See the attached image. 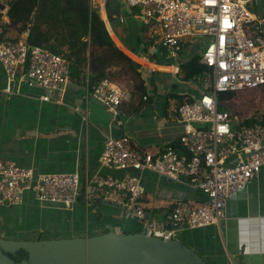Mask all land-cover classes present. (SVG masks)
I'll return each instance as SVG.
<instances>
[{
	"label": "built area",
	"instance_id": "built-area-1",
	"mask_svg": "<svg viewBox=\"0 0 264 264\" xmlns=\"http://www.w3.org/2000/svg\"><path fill=\"white\" fill-rule=\"evenodd\" d=\"M101 1V0H99ZM131 18L151 30L155 40L133 61L142 67L157 56L166 65L182 54L193 37H204L199 56L201 71L190 82L196 87L192 102L180 105L177 121L182 133L176 143L153 154L137 152L127 137L107 138L99 157L101 168L121 173L119 177H80L79 174L34 175L11 160L0 159V208L22 203L26 193L54 208L71 210L79 203L89 207L109 204L119 208L128 232L159 239H177L181 231L220 226L230 195L244 190L264 167V124L236 126L231 114L220 108L217 95L264 88V15L248 10L250 0H120ZM105 12L104 3L97 6ZM100 7V9H99ZM120 23H125L122 16ZM102 18V17H101ZM0 18V65L6 78V93L20 69L29 85L43 93L39 100L60 105L68 83L67 62L60 56L28 43L29 29L16 39H4ZM158 46H161L160 48ZM160 65V64H159ZM176 74L178 68L176 66ZM91 97L112 115H121L130 103L131 91L110 79L100 81ZM145 99V98H144ZM142 173L186 183L204 196L195 203L176 201L168 221L151 218L141 202L145 189ZM151 212V210H149Z\"/></svg>",
	"mask_w": 264,
	"mask_h": 264
},
{
	"label": "crops",
	"instance_id": "crops-1",
	"mask_svg": "<svg viewBox=\"0 0 264 264\" xmlns=\"http://www.w3.org/2000/svg\"><path fill=\"white\" fill-rule=\"evenodd\" d=\"M0 1L3 38L11 40L31 27L32 20L38 12L47 9L50 0H42L37 8L38 0ZM252 1L258 6L259 15H264V0ZM119 8L125 21L136 22L127 8L122 4ZM119 20L117 17L112 24L127 25ZM109 27L115 45L132 60L138 56V51L132 53L126 47L127 41L119 30L113 31L110 24ZM131 29L144 38L145 31H140L139 25L131 24ZM202 49L190 47L171 65L143 62L144 96L134 93L131 78L120 76L117 73L120 68L112 66L107 72L109 79L134 94L130 103L122 105L121 115L111 122L91 120L88 105L93 98L83 86L68 84L60 105L41 102L39 97L43 92L29 85L24 68L19 70L11 92L6 93V78L0 65V159L32 169L35 176L76 173L82 178L119 177L121 173L99 165L106 139L127 137L135 151L153 154L176 143L182 126L174 116L173 97L191 98L197 92L190 80L179 79L176 66L179 71L181 64L201 54ZM140 176L145 189L141 202L157 220L168 221L176 201H204V196L186 183L151 173ZM57 212L63 214L62 220ZM224 213L225 220L220 226L186 231L185 244L207 264H264V167L244 190L231 196ZM124 221L121 210L113 205L100 203L89 207L79 202L73 209L63 210L41 205L31 193H26L21 204L0 208V237L9 240L90 237L101 234L107 227L118 232L123 229ZM44 233L52 236H43Z\"/></svg>",
	"mask_w": 264,
	"mask_h": 264
},
{
	"label": "trees",
	"instance_id": "trees-1",
	"mask_svg": "<svg viewBox=\"0 0 264 264\" xmlns=\"http://www.w3.org/2000/svg\"><path fill=\"white\" fill-rule=\"evenodd\" d=\"M117 1L121 4L120 0ZM41 2L42 0L36 1L39 5ZM116 18L108 17L107 20L111 25ZM146 30L148 31L147 27L140 25V31L146 32ZM29 35V45L46 49L67 62L69 84L83 86L89 91L93 90L100 81L109 79L107 72L113 66L120 68V76L131 78L134 93L144 96L146 88L142 78L145 68L115 45L97 7L91 5V0H50L47 9L38 12L32 20ZM152 40L146 38L143 43L139 41L137 45L134 44L135 47L127 42L125 44L132 53L139 50L143 52V48L150 45ZM141 44L143 46H140ZM182 45L183 48L186 46L184 43ZM199 56L200 54L179 66L177 75L180 80H191L193 75L201 71ZM150 60L152 63L164 64L157 56ZM170 62L168 61L167 65H171ZM133 92L131 91V94H134ZM234 94L222 92L217 95L220 108L227 113L229 112L223 103ZM173 98L176 100V109L182 104L193 101L192 98L182 96ZM177 115L176 110L174 116L177 117ZM256 123L264 124V113L255 111L249 118L241 117L237 121V126H249ZM102 233H107V230L105 229Z\"/></svg>",
	"mask_w": 264,
	"mask_h": 264
},
{
	"label": "water",
	"instance_id": "water-1",
	"mask_svg": "<svg viewBox=\"0 0 264 264\" xmlns=\"http://www.w3.org/2000/svg\"><path fill=\"white\" fill-rule=\"evenodd\" d=\"M103 19L117 17V0H105ZM3 5L0 1V11ZM140 50L137 54H140ZM195 86H200L195 83ZM96 105L101 103L92 99ZM55 207L56 203H49ZM107 233L90 237L7 240L0 237V264H207L191 247L179 239H159L141 233L119 234L112 227Z\"/></svg>",
	"mask_w": 264,
	"mask_h": 264
},
{
	"label": "rangeland",
	"instance_id": "rangeland-1",
	"mask_svg": "<svg viewBox=\"0 0 264 264\" xmlns=\"http://www.w3.org/2000/svg\"><path fill=\"white\" fill-rule=\"evenodd\" d=\"M105 2V0H104ZM103 2V3H104ZM99 4H101V2H99V0H91V5L93 7L99 6ZM39 6L38 3H36V7ZM122 8V7H121ZM100 9V7H99ZM248 10L252 15H255L257 17H259V9L258 6L255 4L254 1L250 0V3L248 4ZM130 15V13H129ZM103 19V18H102ZM126 22V26H119V25H115V24H111V28L114 30V28H117L119 30V32L121 33L122 37L124 40H126L130 45L134 46V44H138L139 41H141L142 43L144 42V40H146V38H151L153 39L152 41L155 40V36L152 35L151 30L148 29V31L146 30L144 38L142 37V34L137 32L134 33L131 29V24H133L134 26H138L140 27V24L137 22H133V20H128L125 21ZM143 38V39H142ZM152 41L150 42L152 44ZM188 42V39L186 38L185 42ZM205 38L203 37H193V39H191L190 44H185L186 46H184L183 50H182V55L184 54V52L186 50H188L190 47H196L199 48V50H201L202 48H204L205 46ZM142 46V44L140 45ZM135 47V46H134ZM170 64H175V61H171ZM119 68V67H117ZM119 74H121L120 70L117 72ZM180 79V78H179ZM125 80V79H123ZM88 90V89H87ZM89 91V90H88ZM89 95L91 96L92 90L89 91ZM89 106V110H90V118L92 121H97V120H101V122H111V120L113 121L112 115L107 111V109L105 107L99 106V105H95L92 102H90ZM99 106V107H98ZM223 106L228 110V112L231 114L232 116V120L235 123V127L237 126V121L239 120V118H249L251 116L252 113H254L255 111H258L260 113H264V88H259V89H255V90H243V91H239L236 92L234 94V96H232V98L228 99L227 101H224ZM99 177V176H97ZM101 178V176L99 177ZM233 195V194H232ZM229 196V198L227 199V201L231 198V196ZM51 216V213H47V215ZM56 215L58 216V218L60 220H62V213L57 212ZM151 218H155L152 217ZM132 223L131 222H126L124 223L123 228L128 232V230L130 229ZM55 234V233H54ZM99 234V233H96ZM52 236V234L50 233H44L43 236ZM18 237V236H17ZM184 238H186V231H181L180 235L177 236V239H179L181 242H184ZM40 239H43L42 236L40 237ZM39 239V240H40ZM9 240V239H7ZM185 243V242H184Z\"/></svg>",
	"mask_w": 264,
	"mask_h": 264
},
{
	"label": "bare ground",
	"instance_id": "bare-ground-1",
	"mask_svg": "<svg viewBox=\"0 0 264 264\" xmlns=\"http://www.w3.org/2000/svg\"><path fill=\"white\" fill-rule=\"evenodd\" d=\"M103 1H104V0H101V1H99V2L103 3ZM101 14H102V16H103V17H102V16H101V17L104 19V17H105V12H104L103 9H101Z\"/></svg>",
	"mask_w": 264,
	"mask_h": 264
}]
</instances>
